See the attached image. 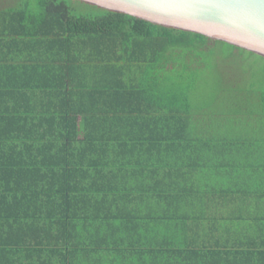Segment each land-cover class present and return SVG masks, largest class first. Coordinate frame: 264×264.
I'll use <instances>...</instances> for the list:
<instances>
[{
	"label": "trees",
	"instance_id": "1",
	"mask_svg": "<svg viewBox=\"0 0 264 264\" xmlns=\"http://www.w3.org/2000/svg\"><path fill=\"white\" fill-rule=\"evenodd\" d=\"M221 44L232 55L264 58L77 0H17L0 9V253L23 218L55 221L56 205L86 200L76 169L92 162L78 154L182 153L197 121L239 112L246 101L264 109V89L250 98L241 75L217 59ZM138 133L146 142H134ZM67 241L48 248L68 250ZM53 258L45 256L47 264Z\"/></svg>",
	"mask_w": 264,
	"mask_h": 264
},
{
	"label": "crops",
	"instance_id": "2",
	"mask_svg": "<svg viewBox=\"0 0 264 264\" xmlns=\"http://www.w3.org/2000/svg\"><path fill=\"white\" fill-rule=\"evenodd\" d=\"M258 108L197 121L182 153L78 154V161L92 162L84 172L76 169L87 181L86 200L65 210L56 205L55 221L23 218L0 253L4 263L47 264L45 256L54 255L53 264H264V109ZM65 240L68 250L48 248Z\"/></svg>",
	"mask_w": 264,
	"mask_h": 264
},
{
	"label": "water",
	"instance_id": "3",
	"mask_svg": "<svg viewBox=\"0 0 264 264\" xmlns=\"http://www.w3.org/2000/svg\"><path fill=\"white\" fill-rule=\"evenodd\" d=\"M264 56V0H77Z\"/></svg>",
	"mask_w": 264,
	"mask_h": 264
},
{
	"label": "rangeland",
	"instance_id": "4",
	"mask_svg": "<svg viewBox=\"0 0 264 264\" xmlns=\"http://www.w3.org/2000/svg\"><path fill=\"white\" fill-rule=\"evenodd\" d=\"M17 0H0V9L9 8ZM75 6H79V9H82L85 14L87 12H91L89 6L81 5L74 1ZM77 14V12H75ZM233 48L228 47L225 44H221L216 51L218 52L217 59L221 58L225 65L229 66L232 71H235L237 76L241 75L240 82L243 81V85H245L244 90H251L249 92V96H253L250 98H254V96L262 93L264 89V58L258 55L250 54V52L245 50H238L235 52V55H232ZM210 57V56H209ZM212 58V57H210ZM243 90V87H242ZM247 95V96H248ZM246 97V96H245ZM248 97H246L247 99ZM245 105H250L247 101Z\"/></svg>",
	"mask_w": 264,
	"mask_h": 264
}]
</instances>
